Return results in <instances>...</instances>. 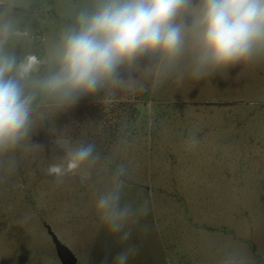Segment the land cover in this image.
Returning a JSON list of instances; mask_svg holds the SVG:
<instances>
[{"label": "rangeland", "instance_id": "1", "mask_svg": "<svg viewBox=\"0 0 264 264\" xmlns=\"http://www.w3.org/2000/svg\"><path fill=\"white\" fill-rule=\"evenodd\" d=\"M31 30L17 50L43 55L70 0H13ZM55 129V131H53ZM94 142L100 159L62 182L47 174L62 157L54 140ZM190 138L198 140L190 145ZM0 182V264H233L237 250L264 264V61L203 79L175 77L105 108L86 97L46 122ZM9 161L0 160V179ZM125 165V200L148 203L127 241L94 206Z\"/></svg>", "mask_w": 264, "mask_h": 264}, {"label": "clouds", "instance_id": "2", "mask_svg": "<svg viewBox=\"0 0 264 264\" xmlns=\"http://www.w3.org/2000/svg\"><path fill=\"white\" fill-rule=\"evenodd\" d=\"M67 19L43 55L17 50L31 30L22 27L13 0H0V160L4 177L17 170L16 153L43 148L31 138L55 115L86 97L105 108L175 77L203 79L264 61V0H70ZM55 131V129H53ZM47 174L62 182L100 159L94 142L60 134ZM198 143L190 138V147ZM125 165L94 206L121 242L148 214V203L125 200ZM129 248L115 264H127ZM233 264H252L237 250Z\"/></svg>", "mask_w": 264, "mask_h": 264}, {"label": "water", "instance_id": "3", "mask_svg": "<svg viewBox=\"0 0 264 264\" xmlns=\"http://www.w3.org/2000/svg\"><path fill=\"white\" fill-rule=\"evenodd\" d=\"M64 254H65L66 258H67V259H65V258L62 257L65 264H75L76 260L73 259V257H71L67 252H65ZM68 261H72V262L69 263Z\"/></svg>", "mask_w": 264, "mask_h": 264}, {"label": "trees", "instance_id": "4", "mask_svg": "<svg viewBox=\"0 0 264 264\" xmlns=\"http://www.w3.org/2000/svg\"><path fill=\"white\" fill-rule=\"evenodd\" d=\"M58 247H59V250H60L61 257L66 258L65 254H64L65 253L64 248L60 247V246H58Z\"/></svg>", "mask_w": 264, "mask_h": 264}, {"label": "flooded vegetation", "instance_id": "5", "mask_svg": "<svg viewBox=\"0 0 264 264\" xmlns=\"http://www.w3.org/2000/svg\"><path fill=\"white\" fill-rule=\"evenodd\" d=\"M65 259H67V258H65ZM69 263H71L72 261H68Z\"/></svg>", "mask_w": 264, "mask_h": 264}]
</instances>
